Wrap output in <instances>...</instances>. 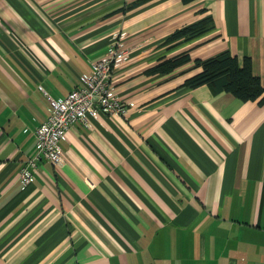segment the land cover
<instances>
[{
  "label": "crops",
  "instance_id": "crops-1",
  "mask_svg": "<svg viewBox=\"0 0 264 264\" xmlns=\"http://www.w3.org/2000/svg\"><path fill=\"white\" fill-rule=\"evenodd\" d=\"M0 0V264H264V105L182 86L188 52L250 57L264 78V0ZM115 11V12H114ZM210 17L188 40L174 31ZM124 33L111 87L135 107L76 122L36 160L46 94L65 97Z\"/></svg>",
  "mask_w": 264,
  "mask_h": 264
},
{
  "label": "built area",
  "instance_id": "built-area-1",
  "mask_svg": "<svg viewBox=\"0 0 264 264\" xmlns=\"http://www.w3.org/2000/svg\"><path fill=\"white\" fill-rule=\"evenodd\" d=\"M123 36L124 33H114L106 52L91 63L90 72L80 76L81 84L65 97L54 99L46 94L48 115L35 130V156L20 169L19 177L23 185L32 181L36 160L46 159L52 165L62 162L60 142L66 139V132L74 123L80 122L89 127V118L100 112L125 117L135 107L134 102L120 99L111 87L113 71L126 52L122 48Z\"/></svg>",
  "mask_w": 264,
  "mask_h": 264
},
{
  "label": "trees",
  "instance_id": "trees-1",
  "mask_svg": "<svg viewBox=\"0 0 264 264\" xmlns=\"http://www.w3.org/2000/svg\"><path fill=\"white\" fill-rule=\"evenodd\" d=\"M150 0H132L118 11L126 12ZM191 0H183L188 3ZM115 12V11H114ZM212 26L210 17L186 25L174 31L165 40L171 43L178 40H188L206 31ZM192 62V67L185 72L194 71L184 81L182 86L197 88L206 85L213 94L228 92L243 102H255L264 105V78L254 75L250 57L244 56L240 61L236 55L223 51L207 59H191L188 52H183L171 58H160L157 63L145 71V74H171L179 67Z\"/></svg>",
  "mask_w": 264,
  "mask_h": 264
}]
</instances>
